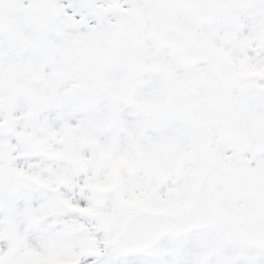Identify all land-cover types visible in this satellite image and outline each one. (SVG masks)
I'll return each instance as SVG.
<instances>
[{
    "label": "snow or ice",
    "instance_id": "1",
    "mask_svg": "<svg viewBox=\"0 0 264 264\" xmlns=\"http://www.w3.org/2000/svg\"><path fill=\"white\" fill-rule=\"evenodd\" d=\"M0 264H264V0H0Z\"/></svg>",
    "mask_w": 264,
    "mask_h": 264
}]
</instances>
